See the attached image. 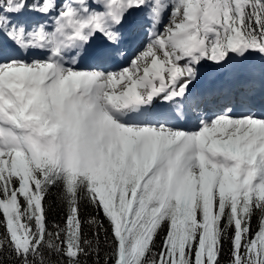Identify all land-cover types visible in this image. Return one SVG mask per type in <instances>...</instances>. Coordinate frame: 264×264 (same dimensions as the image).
Listing matches in <instances>:
<instances>
[{
  "label": "snow or ice",
  "instance_id": "1",
  "mask_svg": "<svg viewBox=\"0 0 264 264\" xmlns=\"http://www.w3.org/2000/svg\"><path fill=\"white\" fill-rule=\"evenodd\" d=\"M0 264H264V0H0Z\"/></svg>",
  "mask_w": 264,
  "mask_h": 264
},
{
  "label": "trees",
  "instance_id": "2",
  "mask_svg": "<svg viewBox=\"0 0 264 264\" xmlns=\"http://www.w3.org/2000/svg\"><path fill=\"white\" fill-rule=\"evenodd\" d=\"M50 203L52 204V210L49 213V218L50 220L53 221H59L60 217L63 215L61 208L59 206V202L57 199V195L54 192L52 197L50 198ZM92 213V209L89 207H85L83 209V214L87 217L88 215H90Z\"/></svg>",
  "mask_w": 264,
  "mask_h": 264
}]
</instances>
